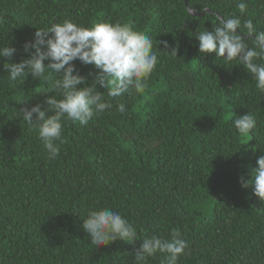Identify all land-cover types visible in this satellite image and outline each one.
<instances>
[{"label":"trees","instance_id":"16d2710c","mask_svg":"<svg viewBox=\"0 0 264 264\" xmlns=\"http://www.w3.org/2000/svg\"><path fill=\"white\" fill-rule=\"evenodd\" d=\"M239 2L0 0V45L17 49L13 63L30 58L24 44L38 29L64 20L130 23L152 38L163 61L142 94L113 98L125 102V113L114 108L86 126L67 123L60 155L48 160L38 131L17 116L38 104L46 118L54 114L48 84L10 81L8 61L0 60V264H134L140 239L91 245L84 219L101 208L119 211L138 238L179 232L190 249L178 264H264V202L250 183L264 155V93L243 66L202 54L195 37L213 30L217 15L241 16ZM246 3L242 21L264 31V3ZM205 7L211 12L201 17L187 11ZM243 38L251 45L255 37ZM173 49L177 56L158 52ZM73 63L91 85L99 70ZM248 112L261 124L242 136L232 122ZM166 257L147 264H167Z\"/></svg>","mask_w":264,"mask_h":264},{"label":"clouds","instance_id":"9594fccd","mask_svg":"<svg viewBox=\"0 0 264 264\" xmlns=\"http://www.w3.org/2000/svg\"><path fill=\"white\" fill-rule=\"evenodd\" d=\"M237 8L243 16L247 10L246 0H240ZM207 9L205 7L202 11ZM187 11L191 15L193 9ZM241 16L235 12L230 17L217 15L213 30L197 31L195 37L199 51L202 54L215 53L217 60L223 58L225 64L235 62L234 65L243 66L255 81L256 89L264 93V31L258 29L253 19L242 21ZM238 29L243 36L238 34ZM243 37L255 38L250 40V45ZM164 47L168 48L166 42ZM16 51L15 47L0 45V60L8 61L4 64L8 79L24 83L31 76L33 80H43L48 84L44 92L47 97L45 103L53 115L46 118L39 104L23 107L17 112V116H22L32 130L38 131V139L48 160L60 155L61 147L66 143L63 129L67 123L78 122L86 126L100 115L111 113L114 108L121 114L125 113V102L118 100L114 105L113 98L142 94L163 63L154 51L149 35L135 30L130 23L120 21L95 23L92 27H84L72 20L53 23L50 27L38 29L34 42L24 44V52L29 59L13 63ZM158 52L177 56L175 49ZM76 60L84 65H94L99 70L91 85L77 70L73 63ZM99 89L106 91L102 93ZM51 93L54 95H48ZM105 93L109 99H105ZM232 124L240 135L248 136L259 131L261 122L248 112L235 118ZM257 164L250 183L254 194L264 202V155L258 157ZM241 183L247 186L243 178ZM83 229L89 235L91 245L99 248L116 241L132 243L142 240L135 253L134 264H147L149 257L164 253L167 254V264H178L179 258L190 249L179 232H174L171 240L155 233L138 238L137 228L111 208L89 209Z\"/></svg>","mask_w":264,"mask_h":264},{"label":"water","instance_id":"95a60500","mask_svg":"<svg viewBox=\"0 0 264 264\" xmlns=\"http://www.w3.org/2000/svg\"><path fill=\"white\" fill-rule=\"evenodd\" d=\"M186 4H187V0H186ZM209 12H211V11L208 9H207V11H204L203 13H198L196 11H192V15L201 17V16H204L206 13H209Z\"/></svg>","mask_w":264,"mask_h":264},{"label":"rangeland","instance_id":"374dc122","mask_svg":"<svg viewBox=\"0 0 264 264\" xmlns=\"http://www.w3.org/2000/svg\"><path fill=\"white\" fill-rule=\"evenodd\" d=\"M226 117H227V119H230V117H231V112H227Z\"/></svg>","mask_w":264,"mask_h":264}]
</instances>
